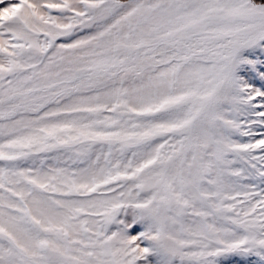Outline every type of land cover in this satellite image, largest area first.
<instances>
[{"label": "snow or ice", "instance_id": "snow-or-ice-1", "mask_svg": "<svg viewBox=\"0 0 264 264\" xmlns=\"http://www.w3.org/2000/svg\"><path fill=\"white\" fill-rule=\"evenodd\" d=\"M0 264H264V0H0Z\"/></svg>", "mask_w": 264, "mask_h": 264}]
</instances>
